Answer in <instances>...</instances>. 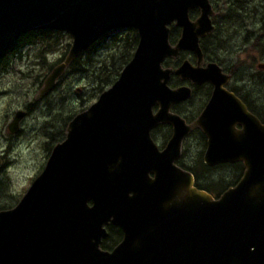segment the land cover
<instances>
[{
    "label": "water",
    "instance_id": "95a60500",
    "mask_svg": "<svg viewBox=\"0 0 264 264\" xmlns=\"http://www.w3.org/2000/svg\"><path fill=\"white\" fill-rule=\"evenodd\" d=\"M214 14L210 0H0V54L33 29L71 37L35 100L107 31L137 34L117 78L67 121L20 198L0 209V264H264V123L225 88L230 73L215 61L202 65L199 38L213 31ZM172 22L180 33L171 43ZM180 50L195 64L162 66ZM171 73L213 86L191 122L170 111L191 95L189 86L167 85ZM25 115L14 112L11 133ZM160 124L170 126L161 148L150 135ZM192 128L206 138L205 165L242 163L238 180L217 196L175 162ZM109 223L122 238L104 250Z\"/></svg>",
    "mask_w": 264,
    "mask_h": 264
},
{
    "label": "rangeland",
    "instance_id": "374dc122",
    "mask_svg": "<svg viewBox=\"0 0 264 264\" xmlns=\"http://www.w3.org/2000/svg\"><path fill=\"white\" fill-rule=\"evenodd\" d=\"M210 2L216 11L214 15L217 16L213 22L218 24H215L218 30L215 28L216 32L210 36L213 42L206 41L207 51L216 60L220 59L221 66H226L227 69L235 67V75L231 76L233 78L230 81L235 90L242 92V89H247L257 100L259 94L262 93L264 96V85H260L257 77L258 71L264 70L258 67V63H264V50L256 48L254 40L250 38L261 34L264 29V0H210ZM196 14V10L190 11V15ZM116 33L115 36H121L124 32L120 30ZM61 36L57 45L50 43L46 49L43 43L37 41L21 46L19 51L16 50L9 57L6 67L0 73V160L3 159L2 163H5L0 164V205L10 207L16 203L31 179L42 169L49 153L48 146L63 138L64 134L60 132L64 130L62 120L68 113V104L75 107L72 111L81 107L80 98L75 97V92L87 95L90 103L100 93L92 90L87 78L83 79L84 77L72 74L73 72H67L66 68L52 90L42 98L34 99L41 85L39 82L35 83L33 79L34 74L41 70L40 60L51 62L59 56H64L63 53L71 43L69 34ZM113 38L101 49L107 50L108 43L109 46L116 48ZM119 50L125 51L120 47ZM113 52L117 59L118 48ZM93 63L98 64L97 60ZM203 97L195 94L189 99L187 104L189 113L201 107ZM31 105L32 111L27 114V108ZM17 109L24 110L26 116L20 120L18 131L11 133L7 125ZM156 133L155 142L162 145L167 137L163 138ZM203 147L192 136L183 143L179 158L185 164L195 165ZM226 170L213 167L207 176L228 178Z\"/></svg>",
    "mask_w": 264,
    "mask_h": 264
},
{
    "label": "trees",
    "instance_id": "16d2710c",
    "mask_svg": "<svg viewBox=\"0 0 264 264\" xmlns=\"http://www.w3.org/2000/svg\"><path fill=\"white\" fill-rule=\"evenodd\" d=\"M213 1V0H211ZM217 28V27H216ZM218 30V28H217ZM124 32L121 36H115L117 33L116 31H111L110 33H106L99 37L96 41H94L87 49H85L82 53L76 56L67 67V72H73L72 74H77L81 78H87V82L90 81L92 85V90L97 94L101 92L106 86L110 85L117 77L119 70L121 69L122 65L129 59L132 50L137 41L136 33L133 29L127 28L122 30ZM216 30L209 34V37L212 36ZM219 33V32H218ZM61 34H65L64 32L54 30V29H33L26 31L18 36V38L8 46L1 54H0V73L4 70L8 63L9 57L16 52L19 51L21 46L26 44L34 43V42H41L47 48L50 43L57 45L59 38H61ZM110 34V35H109ZM220 34V33H219ZM178 31L172 28L170 33V41H174L177 38ZM217 36V33L215 34ZM115 36V37H114ZM114 37V38H113ZM113 38V44L116 46H109L108 49H101L105 47V44ZM212 37L208 39H203L200 43L202 51L205 53L206 56H209L210 59L215 60L216 62H220V59H215L211 53L207 51L206 41L211 40L213 42ZM254 40V46L259 50H264V29L261 34H257L250 38ZM209 43V42H208ZM209 45V44H208ZM119 47L125 49V51H120ZM118 48L117 59L113 56V50L115 51ZM255 48V47H254ZM255 48V49H256ZM104 51V53H102ZM121 53V54H120ZM65 53H63L64 55ZM120 55V56H119ZM185 54L183 52L180 53L179 59L183 57ZM43 58V55L41 56ZM40 57V58H41ZM63 57V56H62ZM59 56L54 61H44L45 59H41V70L39 73H35L33 79L35 83H41L44 76L51 70V68L58 63L61 59ZM94 60H97V65L93 63ZM223 68L227 69L226 66ZM231 73V75H235V67L227 69ZM234 77V76H233ZM257 77L259 78L260 85H264V70L258 71ZM38 83V84H39ZM237 95L244 101L247 108L253 112L263 123H264V96L261 93L259 94V99H255L251 93V91L247 89H242V92H239L232 88ZM52 90V89H51ZM74 96H71L73 98ZM75 97L80 98V105L81 107L78 110H73V108L68 104V113L63 117L62 124L65 127L67 121L78 111L84 109L89 103L90 100L87 98V95L83 96L78 92H75ZM69 100V99H68ZM64 129V128H63ZM63 130L60 132L62 134ZM157 132L163 138L169 136L170 129L168 126L160 125L157 129ZM202 137V133L199 131L195 133ZM157 135L153 136L155 138ZM203 138V137H202ZM60 139V138H58ZM156 139V138H155ZM54 144V143H53ZM53 144L48 146V151L51 149ZM203 150V149H202ZM200 156L198 155V159L195 161V165L185 164L179 158L177 163L191 171L194 175V184L198 188L205 189L212 193H219L223 189H225L228 185L234 184L237 179L240 177L242 173V163L240 161L232 162V163H219L213 166L205 165L201 160V153ZM213 167H221L227 169L228 178H224L222 176H218V178H210L207 176L209 170ZM21 195V194H20ZM19 195V196H20ZM7 208L6 205H0L1 208Z\"/></svg>",
    "mask_w": 264,
    "mask_h": 264
},
{
    "label": "flooded vegetation",
    "instance_id": "af4514ba",
    "mask_svg": "<svg viewBox=\"0 0 264 264\" xmlns=\"http://www.w3.org/2000/svg\"><path fill=\"white\" fill-rule=\"evenodd\" d=\"M196 16L197 15H189V18L191 20H193ZM215 16H217V15H212L210 17V19H211V22L214 25L215 24L218 25L216 22H213ZM216 25H215V28H216ZM169 27H170V31L172 30V28H174L175 31L177 30L178 31V35H179L180 28L178 26H176L174 24V22L170 23ZM208 38H210L209 34H206V35H204V36L199 38V47H200L201 52H202V65H205L207 62L214 61V60H212L210 58H207L205 53L202 51V48H201V45H200V43H201V41L203 39H208ZM182 52L185 55L183 57H181L180 59H179V55L176 56V57H171V58L167 57V58H165L162 61V65L164 67H173L174 68V67L178 66L184 58L188 59L192 64H195V56H194V54L191 51L184 50ZM221 67H222L223 71L228 72L227 69L223 68V66H221ZM231 76L232 75H230V79L228 80V82H226L224 84V86H225L226 89L231 90L232 92H234L237 95V93L232 89L233 87L231 86V82L230 81H231V78H233ZM167 85L170 88H175V87L181 86V85H186V86L190 87L191 95H190L189 98H187L185 100H182V101H179V102H176V103H174V104H172L170 106V111L175 112L178 115H180L186 122H191L197 116V114L199 113L201 108L204 106L205 102L207 101V99L210 96V94L212 92V89H213V86H212V84L209 81L192 83L189 80H185V79L182 80L179 76H177L175 74H170L169 75L168 80H167ZM195 94L199 95V96H202V97L204 96L203 97L204 100H203V103L201 105V99H200V104L199 105H201V107L198 106L199 108H197L196 110L193 109V111L189 113L188 110H187V107H189V106L187 104L189 102V99H191ZM156 108H157V106L154 105L153 109L155 110ZM31 111H32V105H31V107L27 108V114H29ZM162 125L168 126L166 124H162ZM159 126L160 125L152 128V130H151L152 138H153V136H155L157 134L156 132H157V129H158ZM169 129H170V127H169ZM198 131L201 133V131L198 128H192L188 132V134L184 137L183 143L186 142L187 139H189V138H191L193 136V137H195L196 140H198V142L201 145L205 146L206 138H205V136L203 134H202L203 138L200 137L199 135H196L195 133L198 132ZM183 143H182V146H183ZM1 160H2L1 161V163H2L4 160L3 159H1ZM3 164H5V163H2V165ZM104 228H105V234H104V236L101 237L100 242H99V246H100V248H102L104 250H111L121 240V238H122V229H121L120 226H118L117 224H113V223H109L107 225H104Z\"/></svg>",
    "mask_w": 264,
    "mask_h": 264
}]
</instances>
